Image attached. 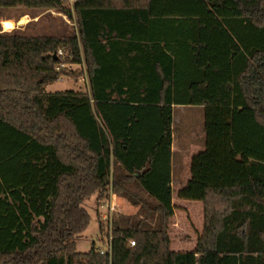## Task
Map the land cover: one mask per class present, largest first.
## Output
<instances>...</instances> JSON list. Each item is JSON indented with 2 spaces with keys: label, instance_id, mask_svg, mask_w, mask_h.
Segmentation results:
<instances>
[{
  "label": "trees",
  "instance_id": "obj_1",
  "mask_svg": "<svg viewBox=\"0 0 264 264\" xmlns=\"http://www.w3.org/2000/svg\"><path fill=\"white\" fill-rule=\"evenodd\" d=\"M55 10L65 0H0ZM79 37L0 29V264H264V0H75ZM70 59L90 93H50ZM204 107L205 149L178 192L201 202L196 248L172 251L173 108ZM114 194L112 260L77 251ZM101 237L104 225L100 222ZM104 239V238H103ZM130 241L135 246H130Z\"/></svg>",
  "mask_w": 264,
  "mask_h": 264
},
{
  "label": "rangeland",
  "instance_id": "obj_2",
  "mask_svg": "<svg viewBox=\"0 0 264 264\" xmlns=\"http://www.w3.org/2000/svg\"><path fill=\"white\" fill-rule=\"evenodd\" d=\"M75 0L65 4L73 13V18L55 10L0 9V29L5 33H22L30 36L79 37L76 15L73 9ZM23 21V24H20ZM66 67L58 82L46 86V91H65L90 93L87 63L81 48L82 63L77 64L70 57V52L63 45ZM204 112L199 107L177 106L173 112L174 174L173 204L176 206L174 217L170 220L169 236L171 250L176 252L193 251L205 226V209L201 202L183 201L178 198V191L190 179V163L197 153L198 144L204 142ZM195 146V147H194ZM98 196L84 202L83 206L92 216L88 230L77 239V251L88 252L95 243L105 247L101 237L98 217ZM118 216H131L138 212L124 198L118 199Z\"/></svg>",
  "mask_w": 264,
  "mask_h": 264
},
{
  "label": "built area",
  "instance_id": "obj_3",
  "mask_svg": "<svg viewBox=\"0 0 264 264\" xmlns=\"http://www.w3.org/2000/svg\"><path fill=\"white\" fill-rule=\"evenodd\" d=\"M67 1V0H65ZM59 59L64 60V52L60 49L57 52ZM67 65L65 61H61L57 66L58 70L65 68ZM118 197L114 194L112 189V184L109 186L108 190L98 199V217L100 222L104 225V240L105 247L98 249L100 255L108 257L110 261L113 255V240H114V230L116 226V219L119 213ZM130 246H135L134 241H130Z\"/></svg>",
  "mask_w": 264,
  "mask_h": 264
},
{
  "label": "crops",
  "instance_id": "obj_4",
  "mask_svg": "<svg viewBox=\"0 0 264 264\" xmlns=\"http://www.w3.org/2000/svg\"><path fill=\"white\" fill-rule=\"evenodd\" d=\"M59 91H62V90H59ZM48 92V91H47ZM55 92H58V91H55ZM55 92H50V93H55ZM177 106H183V105H177ZM177 106H174V108H173V111H174V109L177 107ZM184 107H192V106H184ZM194 107H199L203 112H204V107L203 106H194ZM203 125H204V122H203ZM204 142L202 143V142H200V144H198V148L196 149L197 150V153H199V152H202L204 149H205V143H206V139H205V133H204ZM195 147V146H194ZM196 153V154H197ZM195 154V155H196ZM194 156V155H193ZM193 158V157H192ZM192 158H191V160H192ZM174 143H173V147H172V184H173V174H174ZM190 165H191V163H190ZM190 177H191V175H190ZM189 181V180H188ZM187 184V183H186ZM185 184V185H186ZM184 185V186H185ZM172 188H173V186H172ZM183 188V187H182ZM181 188V189H182ZM180 189V190H181ZM179 190V191H180ZM178 191V192H179ZM179 252V251H178Z\"/></svg>",
  "mask_w": 264,
  "mask_h": 264
},
{
  "label": "water",
  "instance_id": "obj_5",
  "mask_svg": "<svg viewBox=\"0 0 264 264\" xmlns=\"http://www.w3.org/2000/svg\"><path fill=\"white\" fill-rule=\"evenodd\" d=\"M20 24H23V21H20ZM53 56H54V58H55L56 60L59 59L58 56H57V53H56V52L53 54Z\"/></svg>",
  "mask_w": 264,
  "mask_h": 264
}]
</instances>
